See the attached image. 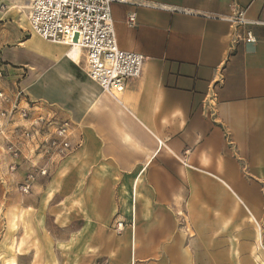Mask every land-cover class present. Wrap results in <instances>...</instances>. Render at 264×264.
<instances>
[{
	"label": "crops",
	"instance_id": "1",
	"mask_svg": "<svg viewBox=\"0 0 264 264\" xmlns=\"http://www.w3.org/2000/svg\"><path fill=\"white\" fill-rule=\"evenodd\" d=\"M238 10L249 24L233 21ZM29 11L30 0H0V68L14 80L10 63L27 61L39 71L21 82L28 95L74 109V75L64 72L73 64L63 60L78 62L82 48L74 58L73 46L34 32L35 48L5 45L20 38ZM112 16L120 48L145 56L142 74L121 100L90 84L73 114L82 145L60 165L23 145L20 169L49 166L51 196L39 207L56 199L80 210L82 246L104 264L233 261L264 247V0H128Z\"/></svg>",
	"mask_w": 264,
	"mask_h": 264
},
{
	"label": "rangeland",
	"instance_id": "2",
	"mask_svg": "<svg viewBox=\"0 0 264 264\" xmlns=\"http://www.w3.org/2000/svg\"><path fill=\"white\" fill-rule=\"evenodd\" d=\"M27 24L28 26L22 28L20 32L15 29L20 35V38L17 39L11 37V33L13 32L12 28H10L9 36L11 38L8 39V44L5 45H8L10 48L13 46L35 48L40 39L32 37L33 32L30 27L29 16ZM25 53L29 54L26 55L27 57H30V53L26 50ZM63 61L73 64V67H70V69L67 66V71L65 70L64 72L69 73L72 71L74 75H72L73 79H75L74 86L69 91V95L71 96L69 101L73 104L74 109L55 108V104H41V100L28 95L29 93H27L21 82L28 78L31 80L35 73L39 74V71L37 67L31 66L27 61L23 64L10 63V69L13 74H16L15 79L12 80L3 76L0 80L1 82L5 80V89L9 102H14L17 87L20 86L24 91V96L20 98L21 103H24L23 105L20 103V108L29 109L33 118L44 116L48 120L47 126L49 127L62 122H68L74 130L78 127V120L73 114L76 115V112L80 113L82 103L85 105V101H87L86 97L89 96L88 87L90 84L93 83L92 85H95L101 93L105 91L98 87L90 78L83 51L78 62L74 60L70 62ZM56 63L57 61L50 63L51 67L49 70L55 71L54 66ZM49 70L45 71V73H48ZM121 93L118 94L120 100ZM1 106L8 107L4 104H1ZM89 110H93L92 105L89 107ZM30 122L31 120H26L16 115V120L9 125V128H12L16 124L27 126ZM8 138L19 142L18 136L11 137L9 133H5V129L0 131V264H104L105 255L103 253L91 255L88 252L93 249L89 248L88 245L83 244L82 246L81 236L83 232L76 230L82 222L80 210V214L70 211L71 207H66L63 203L57 205L58 202L56 201L58 200L56 199H54L55 208L45 205L39 207L41 200H47L51 196V190L45 184L51 178L49 177L50 171L47 176L38 179V187L34 188V191L24 193L18 188L20 182L31 169L29 167L31 164L22 165L24 162H21L22 169L19 168L20 165L13 167L15 160L8 150ZM81 145L82 142L77 149ZM32 152L34 158L39 157L38 152ZM64 158L58 160L57 162L60 163L57 165H60ZM115 228L119 233L123 231L118 226ZM262 234V244L264 245V230ZM225 248L224 246H219L212 248L211 251L213 252L217 249L220 252L225 250ZM242 253L236 255V257L234 256L233 261L219 260L216 262L210 261L209 257L203 255L201 259L199 258L198 262L193 261L190 264H262L260 260L264 261V247L259 242L256 245L253 244L251 249L244 251V254Z\"/></svg>",
	"mask_w": 264,
	"mask_h": 264
},
{
	"label": "built area",
	"instance_id": "3",
	"mask_svg": "<svg viewBox=\"0 0 264 264\" xmlns=\"http://www.w3.org/2000/svg\"><path fill=\"white\" fill-rule=\"evenodd\" d=\"M115 2L128 0H30L29 23L32 32L44 40L74 45L77 43L85 53L86 67L90 78L102 90L119 98L127 82L141 76L145 56L132 50L120 48L117 40L112 6ZM136 14L128 16L129 24H134ZM237 25L249 24L243 10H238L233 17ZM236 34V37H239ZM240 38V37H239ZM247 41H254L251 31H247ZM5 72L0 68V78ZM23 89L19 86L16 98L11 107L0 106V131L18 136L19 142L8 138V150L14 158V166L19 165L23 156V145L31 142L32 151L38 152L49 162L56 163L68 156L81 144V139H74L72 128L68 122L47 126L44 116L33 118L31 111L20 108ZM0 101L9 103L6 92L0 87ZM20 118L31 120L30 124L9 125ZM49 166L32 165L19 189L30 193L40 177L49 174ZM122 228L123 222L117 224Z\"/></svg>",
	"mask_w": 264,
	"mask_h": 264
},
{
	"label": "bare ground",
	"instance_id": "4",
	"mask_svg": "<svg viewBox=\"0 0 264 264\" xmlns=\"http://www.w3.org/2000/svg\"><path fill=\"white\" fill-rule=\"evenodd\" d=\"M70 46L74 47V50L71 52V54L74 58H76L81 52L80 50L81 47L77 43H75L74 45H70Z\"/></svg>",
	"mask_w": 264,
	"mask_h": 264
}]
</instances>
